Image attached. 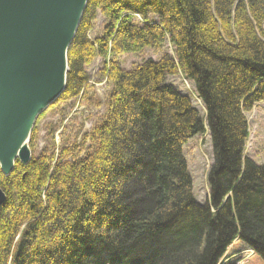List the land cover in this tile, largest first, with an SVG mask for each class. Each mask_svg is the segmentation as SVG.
Instances as JSON below:
<instances>
[{
	"label": "trees",
	"instance_id": "obj_1",
	"mask_svg": "<svg viewBox=\"0 0 264 264\" xmlns=\"http://www.w3.org/2000/svg\"><path fill=\"white\" fill-rule=\"evenodd\" d=\"M97 10L109 21L100 55L165 41L172 54L131 71L111 66L107 117L83 156H68L81 142L53 165L54 154H41L0 172V264H264V167L243 157V114L264 101V0H88L57 102L87 88ZM178 74L204 115L166 84ZM206 129L212 164L200 205L182 149Z\"/></svg>",
	"mask_w": 264,
	"mask_h": 264
},
{
	"label": "water",
	"instance_id": "obj_2",
	"mask_svg": "<svg viewBox=\"0 0 264 264\" xmlns=\"http://www.w3.org/2000/svg\"><path fill=\"white\" fill-rule=\"evenodd\" d=\"M88 0H0V171L21 130L65 89L62 70ZM64 75V74H63ZM28 149L18 161H30ZM0 191V206L4 203Z\"/></svg>",
	"mask_w": 264,
	"mask_h": 264
},
{
	"label": "rangeland",
	"instance_id": "obj_3",
	"mask_svg": "<svg viewBox=\"0 0 264 264\" xmlns=\"http://www.w3.org/2000/svg\"><path fill=\"white\" fill-rule=\"evenodd\" d=\"M131 21L136 25L143 24L137 15H133ZM108 23L109 21L100 10H97L86 35L97 53L89 63L83 66L87 88L68 101H55L39 115L27 145L30 158L41 154L50 157L54 154L51 160L53 165L58 160L60 152L69 150L72 145L81 142H84L85 147L83 145V148H80V146L69 152L68 156H83L89 144L87 137L107 117L109 97L114 89V84L109 77L111 66L117 64L119 69L131 71L147 60L157 61L163 53L172 54L170 45L165 41L159 50L148 48L138 53L128 52L118 55L111 54L108 50L106 55H100L99 42ZM166 84L171 85L181 95L188 96L193 107L202 116V104L193 93L192 82L178 74L167 78ZM244 118L247 122V139L243 157L257 166L264 167V101L254 105L250 112L244 114ZM182 150L192 181L194 201L203 205L209 197L207 174L212 164V149L207 130L204 134L189 140ZM211 212L214 210L211 209Z\"/></svg>",
	"mask_w": 264,
	"mask_h": 264
},
{
	"label": "bare ground",
	"instance_id": "obj_4",
	"mask_svg": "<svg viewBox=\"0 0 264 264\" xmlns=\"http://www.w3.org/2000/svg\"><path fill=\"white\" fill-rule=\"evenodd\" d=\"M79 26V25H78ZM78 29V28H77ZM76 32H77V30H76ZM75 35H76V33H75ZM75 35H74V38H75ZM74 38H73V40H74ZM73 40H72V42H73ZM72 42H71V44H72ZM70 44V45H71ZM70 47V46H69ZM69 47H68V49H69ZM68 51V50H67ZM66 60H67V55H66ZM67 73H68V65H67V67H64L63 68V70H62V76H61V78L63 79L64 77H65V79L67 78ZM64 74V75H63ZM182 76V75H181ZM173 77V76H172ZM184 79H186L184 76H182ZM169 78V77H168ZM187 80V79H186ZM187 81H189V80H187ZM66 85V84H65ZM194 95L196 94V92H195V87H194ZM196 96V95H195ZM60 97V96H59ZM197 98V97H196ZM57 101V100H56ZM193 106V105H192ZM202 106V105H201ZM194 108V107H193ZM202 108H203V114L202 115H204L205 114V109H204V107L202 106ZM196 109V108H195ZM44 110H46V109H44ZM43 110V111H44ZM197 110V109H196ZM43 111H41V113L43 112ZM198 111V110H197ZM40 111H38V113L37 114H35V115H33L32 117H31V119H30V122L27 124V125H25V127L21 130V132H20V137H19V139H18V141H17V143H16V145H15V147H14V149H13V151L11 152V154L7 157V158H5V159H3L4 161H7L9 164H11V165H13V169H14V165L18 162L19 163V161H18V158H19V155H20V152L22 151V150H24V149H26L27 148V145H28V143H29V140H30V136H31V133H32V130H33V127H34V123L36 122V120H37V118L39 117V115L41 114V113H39ZM199 112V111H198ZM244 115V114H243ZM245 122H246V120H245ZM246 124H247V122H246ZM207 130V129H206ZM2 161L0 160V163H1ZM13 171V170H12ZM1 172V171H0Z\"/></svg>",
	"mask_w": 264,
	"mask_h": 264
}]
</instances>
